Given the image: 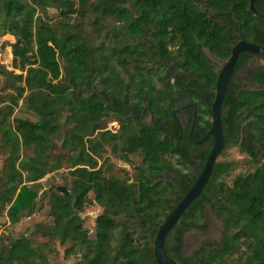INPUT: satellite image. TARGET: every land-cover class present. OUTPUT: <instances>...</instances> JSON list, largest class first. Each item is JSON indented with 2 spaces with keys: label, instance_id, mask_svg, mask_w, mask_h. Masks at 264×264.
<instances>
[{
  "label": "trees",
  "instance_id": "trees-1",
  "mask_svg": "<svg viewBox=\"0 0 264 264\" xmlns=\"http://www.w3.org/2000/svg\"><path fill=\"white\" fill-rule=\"evenodd\" d=\"M248 5L249 0H0V38H12L0 44V56L9 52V66L0 61V214L6 210L15 224L46 196L49 217L34 225L29 238L0 235V264H52L48 257L57 254L58 246L65 247L66 257H76L75 264H155L156 227L129 232L117 217L135 212L146 230L186 193L188 187L178 186L181 195L169 207L168 199L178 194L175 188L148 179L147 170L158 172L172 145L161 140L158 129L107 131L109 119L119 121L110 112L118 109L97 97L75 96V90L95 84L121 98L130 89L151 104L166 100L170 91L154 85L149 53L136 41L170 32L182 40L181 58L199 67L213 89L215 76L193 39L212 36L210 23L202 24L207 19L200 7L237 21L246 40L264 46V33ZM48 9L56 12V23L48 20ZM219 39L227 58L231 43L223 34ZM259 79L260 91L239 90L236 97L227 91L225 100L237 103L239 115L255 124L264 145V71ZM199 105L197 124L209 116ZM16 109L33 118L17 115ZM243 150L256 167L225 183L232 164L218 160L208 185L166 235L164 250L177 264H264V155L258 159ZM126 152H139L142 160L137 184L112 172L110 157L128 162ZM59 170L69 176V185L62 186L67 195L56 187L42 192L34 187ZM93 205L103 213L94 219L90 235L81 213ZM205 208L220 222L219 236L200 240L187 254L185 235L208 228Z\"/></svg>",
  "mask_w": 264,
  "mask_h": 264
},
{
  "label": "flooded vegetation",
  "instance_id": "flooded-vegetation-1",
  "mask_svg": "<svg viewBox=\"0 0 264 264\" xmlns=\"http://www.w3.org/2000/svg\"><path fill=\"white\" fill-rule=\"evenodd\" d=\"M254 6L259 12L264 14V0L255 1ZM200 10L207 19L206 21L203 20L202 24L205 26L210 23L208 29L212 36H204L201 40L197 37L193 39L200 53L208 59L209 63L206 66L215 76L216 81L218 72L229 57V55L227 58L224 57L226 46L221 43L222 40L219 39V35L223 34L224 39L231 43L228 50L230 54L231 48L240 41L241 26L237 21L217 16L207 7H200ZM256 25L264 33V23L258 18ZM243 38L247 42H252L246 40L244 36ZM181 42L180 37L175 36L171 32L164 38L159 35L157 39L151 38V33H149L136 41V43H143L149 53V66L155 69V78L152 80L154 85L167 86L170 91L166 100H159L151 104L148 99L140 96V94L134 97L130 89L121 98L113 91L104 90L95 84H90L87 87H78L74 93L75 96L84 98L97 97L104 104L118 109L117 111H110L117 113L119 121L115 118L109 119L106 122L107 131L116 133L122 128L125 131L130 130V132L136 133L144 128L158 129L161 140L172 145L173 151L169 152V156L165 157L168 158V161L156 166L160 170L158 172H156V168L147 170L148 179L152 181V184L160 183L167 190L175 188L177 191V196L168 199L169 207H172L176 197L181 195L178 186L189 188L192 185L203 166L212 144L210 137L206 139H203V137L211 125V110L208 104L212 103L214 98L215 82L213 89H211L210 85L202 79V73L198 71L199 67H193L188 61L181 58V52L179 51ZM186 43L185 41L184 44ZM263 71V56L242 52L236 61L226 93L227 91H230V93L234 92L236 97L239 90L260 91L262 86L259 82V75ZM234 102L236 103L235 100ZM156 103L157 105H155ZM199 104L204 105V110H208L209 116H205L204 121L197 124L196 116L199 111ZM236 105L237 103L235 106L234 104L230 105L224 96L220 109L222 134L224 139L232 142L224 144L220 157L223 156L228 145H232L236 147L237 152L243 154H245L243 149L248 148L259 159L264 155L262 139L259 138L255 131V124L251 123L245 115H239ZM194 108L196 109V114L191 131ZM153 135H156L155 132ZM126 155L128 162L119 160L124 163V168L128 167L130 171V173H126V176L129 177L126 183L137 184L139 182L138 168L142 166L139 152H126ZM134 160L135 164L132 163ZM209 179L207 183H209ZM207 183L206 185H208ZM98 208L99 214H102L103 209L101 207ZM168 211L169 209L166 210V212ZM117 218L121 219L129 232H142L140 229L141 225L138 222L139 214L132 211L130 213H120ZM212 218L219 223L221 228L220 222L213 216ZM148 229H143V232ZM189 252L186 251L187 254H190Z\"/></svg>",
  "mask_w": 264,
  "mask_h": 264
},
{
  "label": "rangeland",
  "instance_id": "rangeland-1",
  "mask_svg": "<svg viewBox=\"0 0 264 264\" xmlns=\"http://www.w3.org/2000/svg\"><path fill=\"white\" fill-rule=\"evenodd\" d=\"M47 18L50 22L58 21L57 14L53 9H48V15ZM56 23V22H55ZM10 36H4L0 38V44L5 45L7 41H11ZM9 52H1L0 61L3 65L9 66L7 60H8ZM2 85V79L0 78V89ZM1 94V92H0ZM1 106V105H0ZM21 112L22 116L30 117L31 119L32 114L28 112H22L19 110H15L14 113ZM111 163H112V172L115 174L124 175L126 173H130L128 170V167L124 168V163L120 162L119 159L116 157H110ZM219 161H227L232 164V168L230 171L223 177V181L225 183H230L232 178L240 173H246L249 171H252L256 165H253L249 163V159L245 154L237 152L236 147L232 145H228V148L226 149L223 156H221ZM2 162V156L0 155V167ZM133 164H135V160L132 161ZM129 179V177H128ZM66 182V183H65ZM69 185V176L67 174L66 170H59L57 173L54 174H48L43 179L35 183V188H41V192L44 190H47L49 188H54L58 186L63 185ZM47 197L45 196L42 198V200H38V203L35 205L34 210L30 214H24L22 215L18 222L15 224H12L9 222L5 211L0 214V235H4L10 238L19 237L21 235H24L25 237L29 238L31 235V231L34 228V225L41 222H48L49 217L47 215ZM99 208L98 206H91L83 213H81V218L83 221V226L89 231V234L91 235V231L93 230L94 225V219L99 214ZM208 223V228L205 232H199L192 230L188 232L185 235V248L186 251H192L200 240L202 239H216L219 236L220 233V226L219 223L216 222L209 211L208 208H205L204 210V218ZM65 247H56L57 254L56 255H49L48 260L52 264H75L77 259L74 255L65 256L64 254Z\"/></svg>",
  "mask_w": 264,
  "mask_h": 264
},
{
  "label": "water",
  "instance_id": "water-1",
  "mask_svg": "<svg viewBox=\"0 0 264 264\" xmlns=\"http://www.w3.org/2000/svg\"><path fill=\"white\" fill-rule=\"evenodd\" d=\"M255 1L257 0H249L248 10L251 14L255 15L260 21L264 23V14H262L255 8ZM242 52L264 57V46L257 43L245 41L242 34L240 33V41L231 48L228 59L223 63L222 69L218 72L215 81L214 98L212 103L208 104L211 110V125L209 130L203 137V139H206L208 137L211 138L212 144L210 151L203 163L198 176L186 191V193L180 197L179 201L162 218V221L160 223H151L147 227H156V232L152 242L153 259L155 264H177L172 258L168 256V254H166L164 250L165 237L172 229V227L178 222L179 218L182 216L186 208L199 194L202 193V190L210 177L213 167L217 159L221 155L224 144L226 142H232L227 141L223 137L220 109L236 61ZM210 58H212V56H210ZM195 114L196 109L194 108L190 128L191 131L194 125ZM56 190L60 193H63L64 195L68 194L67 190L64 187L58 186L56 187ZM140 229L143 231L141 226Z\"/></svg>",
  "mask_w": 264,
  "mask_h": 264
}]
</instances>
